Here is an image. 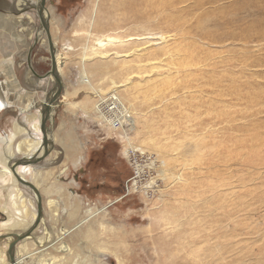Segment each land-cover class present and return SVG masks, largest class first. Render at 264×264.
<instances>
[{"label": "rangeland", "instance_id": "1", "mask_svg": "<svg viewBox=\"0 0 264 264\" xmlns=\"http://www.w3.org/2000/svg\"><path fill=\"white\" fill-rule=\"evenodd\" d=\"M11 1L0 0L4 18ZM28 2L15 27L0 16V81L17 105L0 111L2 136L14 122L25 127L24 116H39L40 129L41 102L59 87L46 30L64 63L46 121L55 138L46 154L27 157L35 175L24 177L40 185L33 235L51 237L30 246L24 263L65 255L64 264H118L116 256L122 264H264V0H44L42 13ZM94 4L89 40L119 39L87 62L102 97L80 82ZM111 100L131 111L127 136L142 150L125 153L121 130L101 116ZM21 138L12 140L10 169L24 158ZM54 184L61 189L45 188ZM17 186L25 220L31 209L36 217L35 193ZM2 199L0 254L8 262L3 237L34 220L6 229ZM65 228L68 254L56 249ZM99 238L116 243L99 248Z\"/></svg>", "mask_w": 264, "mask_h": 264}, {"label": "bare ground", "instance_id": "2", "mask_svg": "<svg viewBox=\"0 0 264 264\" xmlns=\"http://www.w3.org/2000/svg\"><path fill=\"white\" fill-rule=\"evenodd\" d=\"M97 1L98 0H95V2H97ZM37 3H38L37 7H39L40 0H37V2H35V4H37ZM28 4H29L28 0H16V2L14 0H12L11 2H8L5 5L6 8H8V10H7L8 14H6V15H8L7 18H4V16H2V15H0V16H2L4 19L10 20L12 23V28H13V27H15V25L19 21L17 15H15V13L17 14V12H20L22 10V8H24L25 6H28ZM95 9H96V4H94V6H93L91 18L88 21V31H86L87 41L82 47V52H81V57H80V63H81L80 64V74H81L80 82L87 85L89 88H91L98 96H101L102 95L101 91L99 89L93 88V86H98L97 85L98 80L92 79L93 70H91L88 67L87 62L93 58H97L100 56H106V54L104 53L105 47L110 46V45L118 42L119 39L116 36L101 35L99 37H96L95 41L93 43L89 40V38H91V36H90L91 32H89V30L94 23ZM47 15H48L47 11H46V9H44L43 16H44V19L46 22H47V19L49 18ZM27 17H28V22H31L32 21L31 14H28ZM46 27L47 26L45 25V28ZM90 42H91V44H90ZM52 44L54 46V41L52 42ZM10 63H11V61H10ZM63 63H64V61L62 60V55L60 54V52H56L55 53V73L56 74L61 73V68L63 66ZM101 77L103 78L105 76L102 75ZM7 84H8V81H0V111L4 107L11 104V101H9V97H7V95H8ZM113 85H117V84H115L113 82ZM118 86H122V85H117L115 87H118ZM130 99H132V98L128 97V100H130ZM105 102L106 101H104V103ZM28 105H30V104H26V106H28ZM111 106H112V108H109L108 112L106 110H104V112L106 114L105 116H103L101 114H99V115H101L104 119L110 121L111 126L114 130L115 129L121 130L122 139L125 142V148H124L125 153L127 152L128 148L134 149L135 147H137V149L142 150L143 148H142L141 144H139V146L138 145L136 146V144H134V142L132 141V137L127 136V133H128L127 132V130H128L127 126L129 127L130 121H133V115H132L131 111L128 109V107H126L122 103V101L120 102L117 100H115V101L111 100ZM27 108H29V107H27ZM20 110H22V109H20ZM20 113H21V111H20ZM26 116H27V114H26ZM24 118L26 120L24 122L25 127L21 126L19 123L16 124L14 122V126L10 130V134H7L5 136H2L0 134V144L2 143V144L7 145L5 148L0 147V197L4 198L1 201V208L5 211L6 218H7V221H5L4 225L7 226L6 229H8L9 227L20 226L21 229L19 231L24 230L26 228V226H28L30 224V221L35 219V211L31 209L30 221L25 220L24 207H22L19 203L22 200V198L25 197V195L23 194L22 189L17 186V182H18L17 176H19L20 178L26 179L24 177L25 176L27 177L26 174L30 171V177L32 178V176L34 174L33 172H35V170H34L35 168L30 167L29 165L25 164V165H22L21 167H18V168L14 167V170L10 169V165H11L10 160H14L11 157L12 156L11 153H13V152H11V150L13 148L12 140H13V138H15L16 134L21 135L22 138L19 140V142L17 144V148L20 150H23L24 161L28 162L29 159H27V157H30V159L33 160L32 158H33V154H34V159H36L38 156H40L44 153L43 151L47 150V148H48L47 144H46V146L40 145V142L41 141L43 142V138H45V140L50 141L53 139L52 137H54L53 134L50 133L51 131L49 132L48 130L45 132L44 137H43V135H41L42 132H40L41 130L39 129V116H37V118H35L34 116H31L29 119H27L24 116ZM24 118H22V119H24ZM22 124H23V122H22ZM29 134H31L32 136H30ZM12 173H14V174H12ZM35 185H36V187H40V185L38 184V181L35 183ZM50 187L61 189V186L56 185V184L48 186V187L46 186L45 188H50ZM57 189H55V190H57ZM57 191H59V190H57ZM35 196H36V194H35ZM36 199H37V196H36ZM16 200L18 201V203L16 202ZM64 200L65 199H63V201ZM31 201L32 200L28 199L27 204H28V206L33 208V204ZM14 203H17L19 205H15ZM46 205L49 208L50 215L54 216L56 213L53 210L57 211V207H56L57 204L54 202L53 199H49L46 201ZM40 222H41V220H40ZM99 226H100L101 230L105 228V226L102 223H100ZM68 231H69V229L65 228L64 230H61V232L59 234H57L58 235V245L56 246V249L59 250L60 252H64L65 254H68L69 252L73 251L72 245L61 240L65 235L68 234ZM90 231H93V228L91 227V225H89V232ZM14 235H17V234L16 233H10V235L6 237V241L10 242L11 240H14V238H15ZM50 237H51V234L48 235V234L43 233V235L37 234L35 236L34 235L33 236H25L24 238L20 239L21 242L18 243V245L16 247L17 251H15L16 252L15 253V261L17 262V264H25L24 261H26V259H28L30 257V254H31L30 246H32V245L45 246L46 242L50 240ZM59 238H60V240H59ZM98 241L99 242H97L96 245L99 248H103V249L110 248V247L114 246V244L116 243L115 241H113L114 242V244H113V242L111 243L108 240H102L100 238ZM7 244H9V243H7ZM50 257L40 259L37 262V264H60V262H62V264H64V262H67L65 260V257H66L65 255L61 256V257L60 256H52L51 258ZM116 258L118 259L117 260L118 264H122V260H121L120 256H116ZM0 262L2 264H8L9 261L7 262L4 258V256L2 254H0ZM9 264H12V263L9 262Z\"/></svg>", "mask_w": 264, "mask_h": 264}, {"label": "water", "instance_id": "3", "mask_svg": "<svg viewBox=\"0 0 264 264\" xmlns=\"http://www.w3.org/2000/svg\"><path fill=\"white\" fill-rule=\"evenodd\" d=\"M40 4L41 5H39V7H40V10L42 13V8L44 7V0H40ZM44 28H45V26H44ZM46 29H47V27H46ZM46 32H47V36H48V42L50 45V56H51L50 73L58 82L59 87L53 93L52 97H48L47 99H45L44 102H41V106H42L41 109L42 110H41V119H40V130L42 132L43 137L45 136V132H46V121L50 118V115H51L50 111L53 108L52 105H54V103L58 99V96L60 95V91H61L60 82L57 79L58 76L55 74V54H54L53 44H52L51 37H50L48 30H46ZM46 144H47V142H46L45 138H43V145L46 146ZM47 152H48V149L45 150L41 156H43ZM24 164H26V161H24V158H21V159L16 160L13 165H24ZM13 165L11 166L12 170H14ZM17 179L23 185L31 188V190H33V192L36 194V196H37V212H36V217H35L33 223L24 232L17 234V235H14V237H15L14 240H11L8 244L7 257H8V261L11 262L12 264H17V262L15 261V256H14V247H15L16 242L19 241L20 239L24 238L25 236H32L34 230L38 227V224L40 223V218H41V196H40L38 189L29 180L20 178L19 176H17ZM9 235H10V233L8 234V236ZM6 237L7 236H5L3 238H6ZM0 238H2V237H0Z\"/></svg>", "mask_w": 264, "mask_h": 264}, {"label": "crops", "instance_id": "4", "mask_svg": "<svg viewBox=\"0 0 264 264\" xmlns=\"http://www.w3.org/2000/svg\"><path fill=\"white\" fill-rule=\"evenodd\" d=\"M31 90H33V89H31ZM31 93V92H30ZM10 94V96H11V93H9ZM10 96H9V101H11V103H12V105H16L14 102V100H13V97H12V100L10 99ZM33 102H34V100H33ZM11 105V104H10ZM17 106V105H16ZM7 107H9V105L8 106H6L5 108H7ZM19 107V106H18ZM18 107H14V110H16V112H17V115H20V113H19V111H18ZM54 135V138H55V134H53ZM79 160V159H78ZM77 162V161H76ZM5 218V217H4ZM29 221H30V219H28ZM4 222V221H3ZM73 223V222H72ZM38 234H40V233H38ZM2 241V240H1Z\"/></svg>", "mask_w": 264, "mask_h": 264}]
</instances>
